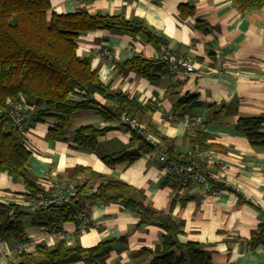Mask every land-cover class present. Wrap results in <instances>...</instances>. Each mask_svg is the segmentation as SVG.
Here are the masks:
<instances>
[{"label": "crops", "instance_id": "1", "mask_svg": "<svg viewBox=\"0 0 264 264\" xmlns=\"http://www.w3.org/2000/svg\"><path fill=\"white\" fill-rule=\"evenodd\" d=\"M48 1L50 11L55 13L83 8L90 14L137 17L162 39L153 43L140 33L103 29L81 34L76 52L89 60L102 83L135 98L134 117L145 133L159 139L162 147H173L179 154L188 153L194 134L186 129L181 117L197 114L205 124L199 135L204 136L208 148L218 152L227 165V186L216 197L201 196L192 187L178 189L166 180L160 165L146 155L113 167L106 165L102 156L134 149L137 142L119 121L106 120L95 108L75 113L64 134L66 139L56 140L47 136L53 120L34 121L32 110L27 111L23 136L31 151L28 167L32 179L49 177L63 181L68 178V170L87 167L89 173L81 172L70 181L75 184L89 179L94 184V176L102 174L141 190L155 209H170L176 219L184 221L186 236L180 239L202 244L210 252L213 264H264V249L249 246L252 232L264 223V147L250 144L236 128L239 118L264 117V6L239 11L232 0H91L85 7L76 0ZM180 5L192 7L193 15L180 14ZM195 21H202L204 27L196 28ZM104 47L114 55L111 63L98 54ZM164 48L190 55L197 71L192 74L164 71L143 76L120 70V65L133 56L157 59ZM94 98L105 104L101 97ZM182 98L185 101H180ZM161 112L175 114L179 120H165ZM86 125L111 127L98 137L92 151L76 148L69 140L72 130ZM30 190L0 168V203L16 205ZM20 209L22 236L41 237L39 221ZM137 221L131 211L116 203L94 201L88 208L86 230L77 232L72 221H65L60 228L67 236L60 240L84 248L113 240L107 264L144 262L149 256L139 255V249L154 248L163 231L153 225L137 226ZM20 237L9 234L0 239V264L16 259L17 256L1 251L4 246L12 249ZM60 240L44 243L52 246Z\"/></svg>", "mask_w": 264, "mask_h": 264}, {"label": "trees", "instance_id": "2", "mask_svg": "<svg viewBox=\"0 0 264 264\" xmlns=\"http://www.w3.org/2000/svg\"><path fill=\"white\" fill-rule=\"evenodd\" d=\"M232 2L239 11L264 6V0ZM193 10L187 5L179 6L182 15H193ZM195 27L202 28L204 24L195 21ZM103 29L140 33L148 42H162L137 17L127 19L120 14H90L83 8L71 13H55L50 11L48 0H0V108L9 98L24 97L34 121L45 118L53 120L47 129V136L55 140L66 139L64 134L71 118L80 111L95 108L106 120L119 121L118 116L122 112L134 116L137 107L135 98L102 83L89 60L77 55L78 37ZM120 70L150 76L166 71V65L158 59L133 56L120 65ZM95 96L104 99L105 104H99ZM180 101H185V98ZM120 124L126 129L124 124ZM236 128L245 134L250 144L264 147L263 116L239 118ZM110 129L107 126H79L70 132L69 140L76 148L92 151L98 137ZM131 138L137 142L136 148L104 155L101 160L113 167L142 155H153L151 145L136 135ZM203 139L204 136L198 132L192 138V144ZM164 151L170 159L177 160L181 156L175 154L173 147L164 148ZM30 154L23 134L11 129L6 115L0 114V168L13 174L32 190L38 187V180L34 181L30 175ZM81 172L90 171L87 167L76 166L68 170L67 179L59 181L72 183L70 180ZM94 177V184L89 179L72 184L82 194L91 190L88 197L92 202L116 203L131 211L138 219L137 226L153 225L163 231L154 248L139 249L138 254L149 256L148 259L135 264H213L210 252L202 244L191 239H180V236H186L184 221L176 219L170 209H155L146 201L141 190L124 181L102 174ZM73 209L69 206L67 215L60 220L72 221ZM22 212L14 204L0 203V239L9 234L24 237L18 220ZM263 232L264 223L252 232L249 239L251 248L260 246L264 249ZM112 244L113 240H104L84 248L78 244L67 245L64 240L52 246L39 243L32 251L18 255L9 264H71L77 261L107 264Z\"/></svg>", "mask_w": 264, "mask_h": 264}, {"label": "built area", "instance_id": "3", "mask_svg": "<svg viewBox=\"0 0 264 264\" xmlns=\"http://www.w3.org/2000/svg\"><path fill=\"white\" fill-rule=\"evenodd\" d=\"M82 7L87 6L91 0H76ZM99 56L111 63L114 55L107 48H100ZM157 59L166 65V72L170 74H192L197 71L196 65L190 55H180L168 48H164ZM29 107L22 96L9 98L4 106L0 108V114H5L10 127L22 134L25 133V116ZM165 120L177 121L179 117L168 112H161ZM119 121L125 125L127 132L140 137L154 149L153 155H146L160 165L163 175L168 182L178 189L187 187L196 188L201 196L216 197L221 193L222 188L227 186L225 179L226 163L221 159L218 152L208 148L206 141H196L191 150L181 154L179 159H170L165 153L156 136L144 132L138 120L126 112H122ZM186 129L194 134L205 130V124L195 113H189L181 117ZM176 154V152H175ZM37 188L20 198L16 206L25 212L33 215L41 225V237H22L12 249L6 246L2 248V254L18 256L30 252L34 247L46 242L52 244L54 240L64 239L67 236L61 230L60 218L67 215V208L73 207V220L75 230L84 232L87 228L88 208L93 203L88 195L91 190L82 194L78 189L68 182L53 180L49 177H42L36 182ZM221 186V187H218Z\"/></svg>", "mask_w": 264, "mask_h": 264}]
</instances>
